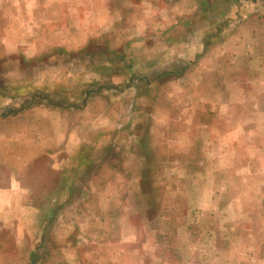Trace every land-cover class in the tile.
<instances>
[{"label":"rangeland","instance_id":"obj_1","mask_svg":"<svg viewBox=\"0 0 264 264\" xmlns=\"http://www.w3.org/2000/svg\"><path fill=\"white\" fill-rule=\"evenodd\" d=\"M0 264H264V0H0Z\"/></svg>","mask_w":264,"mask_h":264}]
</instances>
